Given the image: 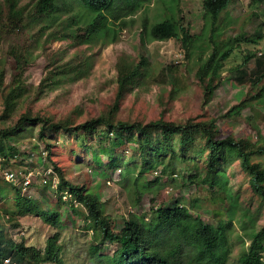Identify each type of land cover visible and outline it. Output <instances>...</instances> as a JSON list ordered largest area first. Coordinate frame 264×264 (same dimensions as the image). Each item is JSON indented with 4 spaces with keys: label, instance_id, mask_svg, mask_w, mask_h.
I'll list each match as a JSON object with an SVG mask.
<instances>
[{
    "label": "rangeland",
    "instance_id": "obj_1",
    "mask_svg": "<svg viewBox=\"0 0 264 264\" xmlns=\"http://www.w3.org/2000/svg\"><path fill=\"white\" fill-rule=\"evenodd\" d=\"M11 2L21 11V20L9 16ZM36 2L0 0V69L5 70L0 86V129L15 125L24 113L58 121L66 119L73 125L107 113L117 99L121 70L145 59V72L120 99L116 119L143 123L160 117L175 122L213 119L221 137L245 138L255 147L264 144V76L259 79L260 73H255L257 58L253 55L255 47L264 44V3L232 0L214 29L205 14L203 0H135L134 5L124 0L109 14V34L89 39L85 31L91 17L82 6L72 9L60 0L61 9L55 15L42 17L36 13ZM115 14L118 18H114ZM167 18L179 20L195 35L192 49L183 48L180 38L157 40L149 35L151 26ZM75 28L80 36L69 34ZM257 32L262 35L257 44L241 41L235 46L221 70L214 94L207 99L196 73L202 58L212 52L213 40L223 44L236 36L251 38ZM14 51L27 55L25 90L7 104L16 73ZM61 64L77 67L73 74L76 78H63L57 85L47 86L49 71ZM237 68H243L244 75ZM242 100L245 104L240 112L228 114ZM39 129L38 124H26L9 139L16 148L11 152L14 156L5 159L0 153V192L4 187L12 188L11 195L0 198V232L6 239L41 253L48 239L58 235L59 261L39 264H103L98 256L112 255L116 249L110 241L103 242L93 226H88L87 209L71 200L70 189L58 190L62 182L56 166L66 181L84 186L103 205L114 230L131 215L149 214L152 208L170 206L176 200L188 205L194 200L193 211L214 225L226 224L231 216L228 264H238L252 232L264 225V198L251 190V175L238 158L226 167V187L220 190L202 181L203 168L194 183L189 182L187 175L197 171L189 166L179 165L175 173H162L160 166L143 169L139 159L133 160V146L116 143V134L107 133V128L100 127V136L91 140L84 138L83 131L50 135L45 140ZM104 148L113 153L114 159L121 160L120 168L111 167V158L103 153ZM94 149L98 150L100 161L94 160ZM254 160L264 166V156L256 155ZM7 169L32 171L31 188L23 196L38 201L45 211L53 208L69 219L54 226L43 216L14 213L13 186L17 185L5 179ZM125 170L131 174L128 178ZM136 187L142 195L138 203ZM72 204L77 212L72 211Z\"/></svg>",
    "mask_w": 264,
    "mask_h": 264
},
{
    "label": "trees",
    "instance_id": "obj_2",
    "mask_svg": "<svg viewBox=\"0 0 264 264\" xmlns=\"http://www.w3.org/2000/svg\"><path fill=\"white\" fill-rule=\"evenodd\" d=\"M10 3V0H8ZM60 0H37L35 5L36 13L39 16L55 15L61 7ZM232 0H203L205 14L215 23L221 13L229 6ZM264 3V0H257ZM124 0H63V4L73 7L82 6L91 17L85 34L91 39L93 36L109 34L106 22L110 19L109 14L119 8ZM129 5H134L135 0H128ZM120 10V9H119ZM11 18L21 20V11L11 2L9 8ZM114 18H118L115 14ZM147 31V30H146ZM153 39L166 40L180 38L182 47L190 50L195 46V35L177 19L167 18L155 23L148 30ZM71 35L80 36L78 29L70 31ZM251 38L236 36L220 44L213 40L214 48L206 57L202 58L197 70V77L204 85L207 99H210L216 90L221 79V70L226 60L229 59L235 50V46L241 41L258 43L262 35L257 32ZM259 45L256 47L258 48ZM255 47V49H257ZM253 55L256 59L255 73H260L259 79L264 76V56ZM15 58L16 73L13 77V86L7 96L6 103L19 97L24 92V73L28 64L27 55L24 52H13ZM249 57L245 59L248 61ZM148 62L142 59L138 64L126 70H121L119 77V89L117 99L107 113L90 118L78 125H73L70 120H55L51 117L30 113L21 115L13 126L0 129V153L5 159L12 158L11 152L16 148L10 144L9 139L14 132L20 130L26 124L40 125L39 135L42 139L48 140L50 135L70 134L82 132L84 138L90 140L100 136L98 129L104 127L107 133L116 134V143H128L133 146V160L139 159L141 167L153 168L162 167L161 172L172 171L175 173L179 165L188 168L192 167L197 173L187 175L190 183L200 169H204L202 181L210 188L218 187L225 190L227 182L226 167L235 158L240 160L242 168L248 171L250 177V188L256 194L264 198V166L260 161H255L256 155L264 156V144L256 147L251 141L245 138H235L228 135L219 136L216 120H195L188 119L183 122L165 120L162 117L151 120L147 123L141 121H125L116 119V112L119 108L120 99L130 89L134 81L145 72ZM240 75H244L243 68L236 69ZM78 68L68 64H61L51 69L47 76V86L57 85L63 78H76L73 76ZM72 75V76H71ZM80 76V75H79ZM5 70L0 69V86L4 83ZM242 81V79H240ZM245 100L239 105L232 107L230 112L239 113ZM78 140H81L80 138ZM48 142V141H47ZM50 147V144H47ZM97 149L93 150V158L100 161V154ZM104 154L111 158V167L120 168L121 160L114 159L113 153L104 148ZM202 163L201 165L199 163ZM59 177L62 184L58 190L70 189L71 200H76L87 209V218L90 221L88 226H93L99 231L103 242L110 241L116 246L112 255H99V262L103 264H228L231 254V243L229 229L232 227V218L224 224L223 222L214 225L207 222L199 214H196L195 201L191 205L181 204L176 200L170 206H158L152 208L149 214L131 215L123 225L114 230L110 218L105 214L103 205L97 201L93 194L84 186L73 185L66 181L61 169ZM123 172V170H122ZM121 172V174H122ZM126 178L129 173L125 170ZM123 176V174H122ZM13 196L16 199L15 211L19 216L29 213L43 216L46 222L51 225H62L63 220H68L65 213L50 208L44 210L42 204L30 197L23 196L22 190L13 186ZM12 189V188H11ZM11 189L3 188L0 198L11 195ZM136 202H140L141 194L136 187ZM72 211L77 212V207L71 205ZM194 210V211H193ZM58 235L48 239L44 253L34 247H28L24 243H16L6 239L0 232V264H4L10 258L16 264H39L42 262L59 261L60 245ZM96 254V250L93 251ZM264 225L252 232L249 245L244 248L238 258V264H264ZM97 256V254L95 255Z\"/></svg>",
    "mask_w": 264,
    "mask_h": 264
},
{
    "label": "built area",
    "instance_id": "obj_3",
    "mask_svg": "<svg viewBox=\"0 0 264 264\" xmlns=\"http://www.w3.org/2000/svg\"><path fill=\"white\" fill-rule=\"evenodd\" d=\"M255 53L257 56H264V44L259 45L257 49H255ZM52 170L49 169V174H51ZM5 179L8 182L16 184L22 192H25L31 188L32 185V176L33 172L30 171L28 173H23V171H15L11 169H7L4 171ZM22 176V178L19 181V177ZM45 182H47V179H45ZM4 264H10V258L6 259Z\"/></svg>",
    "mask_w": 264,
    "mask_h": 264
}]
</instances>
